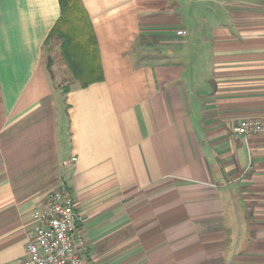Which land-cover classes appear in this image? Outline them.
<instances>
[{
  "label": "crops",
  "instance_id": "0c3cea01",
  "mask_svg": "<svg viewBox=\"0 0 264 264\" xmlns=\"http://www.w3.org/2000/svg\"><path fill=\"white\" fill-rule=\"evenodd\" d=\"M82 2L86 87L44 56L59 0H0V264L58 188L85 264H264V132L234 135L264 122V0Z\"/></svg>",
  "mask_w": 264,
  "mask_h": 264
},
{
  "label": "built area",
  "instance_id": "2783aa9c",
  "mask_svg": "<svg viewBox=\"0 0 264 264\" xmlns=\"http://www.w3.org/2000/svg\"><path fill=\"white\" fill-rule=\"evenodd\" d=\"M262 132L264 122L256 120L242 121L234 128L236 138ZM32 220L26 258L12 264H85L86 240L80 227L85 220L76 213L69 190L51 192L43 206L33 210Z\"/></svg>",
  "mask_w": 264,
  "mask_h": 264
},
{
  "label": "trees",
  "instance_id": "16d2710c",
  "mask_svg": "<svg viewBox=\"0 0 264 264\" xmlns=\"http://www.w3.org/2000/svg\"><path fill=\"white\" fill-rule=\"evenodd\" d=\"M61 16L52 29L62 42V51L73 76L83 87L101 79L99 49L91 19L82 0H59Z\"/></svg>",
  "mask_w": 264,
  "mask_h": 264
},
{
  "label": "rangeland",
  "instance_id": "374dc122",
  "mask_svg": "<svg viewBox=\"0 0 264 264\" xmlns=\"http://www.w3.org/2000/svg\"><path fill=\"white\" fill-rule=\"evenodd\" d=\"M53 44H54V46L55 45H61V56H62L63 61L66 63V65L68 67L69 65H68L67 61L65 60L64 55H63V51H62V42L58 38L51 39V41L45 46L44 56L45 57H49V59H51V52L52 53H54L55 51L57 52V50L55 49L56 47L54 48ZM55 54H57V53H55ZM50 67L51 66H48L49 72L51 74L52 70H51ZM69 72H70V75H71V79L77 81L76 78L73 76L72 70L69 69ZM62 80H63V83H64L65 82L64 78ZM59 82H61V81H59ZM68 86H70V85H66L65 87H68Z\"/></svg>",
  "mask_w": 264,
  "mask_h": 264
}]
</instances>
